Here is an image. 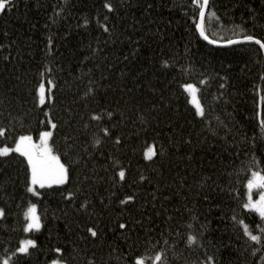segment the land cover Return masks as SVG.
<instances>
[{"label":"trees","instance_id":"16d2710c","mask_svg":"<svg viewBox=\"0 0 264 264\" xmlns=\"http://www.w3.org/2000/svg\"><path fill=\"white\" fill-rule=\"evenodd\" d=\"M112 2L109 11L104 0H10L13 7L0 10V127L6 129L0 142L22 133L36 140L51 109L58 127L49 144L72 168L70 183L36 186L42 195L34 197L24 194L19 154L0 157V206L7 209L0 217V256L20 239H34L31 255L17 264L52 258L128 264L125 253L151 256L160 249L166 264H205L207 256L217 264H264V237L251 241L238 224L243 219L254 234L264 227L254 210L241 206L254 156L255 167L264 169L263 50L255 41L205 40L190 0ZM212 10L220 20L206 15L211 38H234L232 25L239 24L264 40V0H209ZM42 67L51 69L55 102L40 105L32 89ZM185 82L196 84L203 117L180 87ZM149 147L156 155L145 158ZM121 166L123 181L114 175ZM125 195L134 201L120 204ZM29 199L42 227L25 233ZM121 219L128 225L123 230ZM89 226L100 234L91 237ZM188 232L197 236L192 245Z\"/></svg>","mask_w":264,"mask_h":264},{"label":"snow or ice","instance_id":"6c2138e0","mask_svg":"<svg viewBox=\"0 0 264 264\" xmlns=\"http://www.w3.org/2000/svg\"><path fill=\"white\" fill-rule=\"evenodd\" d=\"M194 9H198V19H196L195 28L198 30L199 35L205 40L210 41L212 44H233L237 41H255L260 49L264 50V40H260L254 34H246L245 29L239 24H233L232 27L238 29V32L235 33L234 38H223V39H213L206 32L205 22L206 15L208 17H215L217 21L220 20V17L216 14L215 10L208 12L209 0H190ZM13 7L10 0H0V10L5 8L11 9ZM103 7L109 11L115 10V4L112 0H104ZM56 12L59 13L60 9H56ZM197 13H194V18ZM52 19V17H50ZM107 19V17H105ZM83 23L87 25L89 23L88 19H84ZM105 31L108 30V26L104 25ZM53 40L51 37L48 38V44L51 45ZM3 45H0L2 48ZM49 52L52 51L51 48L48 49ZM8 57H5L7 59ZM47 63V62H46ZM161 64L168 65L169 60H161ZM261 78L264 79V71L260 73ZM39 82L33 87V100L36 104L43 105L45 101L55 102V93L54 86L55 80L52 77L51 69L42 67L38 71ZM208 78L200 80V84H204ZM223 80H227V77H223ZM180 87L186 90L189 93V103L195 106V115L203 117L205 115L204 105L200 102L199 98L196 96L197 87L196 84L192 82H185L180 85ZM221 89L225 87L224 83L219 85ZM92 89L89 88L88 92H91ZM261 100H264V96L261 97ZM46 123H44V128L47 130H41L39 132V140L34 141L31 133H22L15 135L11 138V142H0V157H3L5 160L9 159L10 154H19L20 166L23 169V190L24 194H32L34 197H40L42 195L41 191L37 190L36 186H39L41 189L45 185H65L70 183L72 180V168L71 165L67 162H64L61 159V155L58 154L55 149L49 144V137L53 135L52 129L58 127V121L55 120L51 115V109H46ZM111 115V113H108ZM259 115V113H258ZM92 117L94 120H99L100 117L97 113L93 112ZM261 131L264 132V118H261L259 121ZM51 126L50 128L48 126ZM88 125L85 124V127ZM103 133L109 134V128L104 127L102 129ZM6 132L5 127H0V136H3ZM7 140V138H6ZM121 142V137L117 135L115 137V143L119 144ZM94 144H100L101 139L99 137L94 138ZM161 153L163 148L160 149ZM156 155V152L152 147L145 150V158H150ZM119 164V161L116 162ZM256 158L253 157L252 167L248 175L247 180L244 182L247 189L246 199L241 205L243 209L254 210L255 213L259 215L262 221H264V169H257ZM115 176L119 177V180L123 181L126 177V169L124 167H119L118 171L115 172ZM139 179L143 180L144 176H140ZM79 187V185H77ZM258 190V195L254 198L253 189ZM67 197H74L75 191L69 190L66 193ZM134 195H125L123 200H120V204H124L125 201H134ZM103 200V197H101ZM88 203L87 199L80 204V208H84ZM37 204L33 203L29 199L26 203V206L23 208V217L24 220L21 224V227L25 233L30 230H39L42 227V219L37 211ZM7 216V209L3 206H0V217ZM233 220H236V217H232ZM238 224L243 229V235L249 238L251 241H260L264 237V227L257 225L259 229V234H254L251 230L250 225L246 223L243 219L238 221ZM118 227L120 229H125L128 227L125 220L121 219L119 221ZM87 233L91 234V237H97L100 233L99 230L94 226H89L87 228ZM83 239V237H81ZM197 242V236L192 232L187 233L186 243L189 245ZM37 246V241L34 239H20L18 245L15 246L11 251L6 249V253L0 256V264H17L18 260L22 259L23 256L31 255L30 247ZM57 254H61L63 249L61 247H56L53 250ZM255 251V249H253ZM145 253H125L127 257L128 264H148V261L151 260V264H166L164 259L165 249H160L154 251L151 256H148ZM47 264H68L66 259L52 258L47 260ZM205 264H217L214 256H207Z\"/></svg>","mask_w":264,"mask_h":264},{"label":"rangeland","instance_id":"374dc122","mask_svg":"<svg viewBox=\"0 0 264 264\" xmlns=\"http://www.w3.org/2000/svg\"><path fill=\"white\" fill-rule=\"evenodd\" d=\"M187 92V91H186ZM187 94H188V98H189V93L187 92ZM196 96H197V92H196ZM198 97V96H197ZM193 105V104H192ZM193 107L195 108V106L193 105ZM39 140V137L36 139V140H34V141H38ZM49 142V141H48ZM246 192H247V189H246ZM253 193H254V198L258 195V190L257 189H253Z\"/></svg>","mask_w":264,"mask_h":264},{"label":"water","instance_id":"95a60500","mask_svg":"<svg viewBox=\"0 0 264 264\" xmlns=\"http://www.w3.org/2000/svg\"><path fill=\"white\" fill-rule=\"evenodd\" d=\"M197 32H198V30H197ZM199 33V32H198ZM238 42H243V41H237V42H235V43H238ZM216 45H226V44H216ZM228 45V44H227ZM263 53H264V50H263Z\"/></svg>","mask_w":264,"mask_h":264}]
</instances>
